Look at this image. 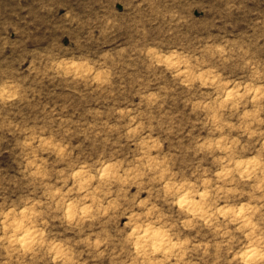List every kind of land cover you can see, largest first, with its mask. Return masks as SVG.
I'll return each instance as SVG.
<instances>
[{"label": "clouds", "instance_id": "9594fccd", "mask_svg": "<svg viewBox=\"0 0 264 264\" xmlns=\"http://www.w3.org/2000/svg\"><path fill=\"white\" fill-rule=\"evenodd\" d=\"M0 264H264V0H0Z\"/></svg>", "mask_w": 264, "mask_h": 264}]
</instances>
